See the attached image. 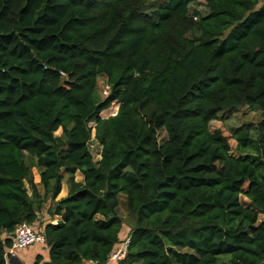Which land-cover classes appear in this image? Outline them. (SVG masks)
<instances>
[{
  "label": "trees",
  "instance_id": "trees-1",
  "mask_svg": "<svg viewBox=\"0 0 264 264\" xmlns=\"http://www.w3.org/2000/svg\"><path fill=\"white\" fill-rule=\"evenodd\" d=\"M47 203L45 264H264V0H0V264Z\"/></svg>",
  "mask_w": 264,
  "mask_h": 264
},
{
  "label": "rangeland",
  "instance_id": "rangeland-1",
  "mask_svg": "<svg viewBox=\"0 0 264 264\" xmlns=\"http://www.w3.org/2000/svg\"><path fill=\"white\" fill-rule=\"evenodd\" d=\"M198 8L202 9L203 7H202V5H198ZM108 89H109V85L106 81V78L103 75H100L97 79V90H98L99 94L101 96H105L108 92ZM257 119H258V114L254 113V112L247 111V109L242 107V108H239L238 111H236L235 113H233L231 115L223 116L218 121H212L210 123V129L211 130L220 129L228 137L231 147L234 148L235 141L231 137V133H230L231 130L236 128V127L245 126V125L251 126V128H252L253 124L256 122ZM157 138H158V141H163L166 138L165 131H163V130L159 131ZM89 147H90V150L92 151L93 158L98 159L100 148H99V145L96 143V141L93 137V132H92L91 140L89 141ZM232 153L234 154V152H232ZM75 179L78 181L81 180L80 175L78 173L75 174ZM67 184L68 183H66V179H64L63 187L65 190L66 189L68 190ZM61 195H62V192L59 194V196H61ZM47 205H48V203L46 205H44V209H42L41 211L38 212L37 222L34 225H32V227L37 232H39L41 230L42 224L48 219V215L46 213ZM124 222H125V224L123 226L120 238H122L123 235L128 231V229H129L128 226L131 223L128 218H124ZM33 246H35V245H33ZM33 246H31V248ZM29 248H27V249H29ZM221 264H226V260L224 258L221 259Z\"/></svg>",
  "mask_w": 264,
  "mask_h": 264
},
{
  "label": "built area",
  "instance_id": "built-area-1",
  "mask_svg": "<svg viewBox=\"0 0 264 264\" xmlns=\"http://www.w3.org/2000/svg\"><path fill=\"white\" fill-rule=\"evenodd\" d=\"M37 243H45V239L42 232H37L31 225L25 222L18 224L13 233L12 245L7 251V253L9 254L8 258L12 255L14 251H23ZM127 243L128 239H126L121 245L116 247L110 253V262H115L123 258ZM8 258L7 264H10V260H8Z\"/></svg>",
  "mask_w": 264,
  "mask_h": 264
},
{
  "label": "crops",
  "instance_id": "crops-1",
  "mask_svg": "<svg viewBox=\"0 0 264 264\" xmlns=\"http://www.w3.org/2000/svg\"><path fill=\"white\" fill-rule=\"evenodd\" d=\"M74 178H75V176H74ZM80 179H81V176H80ZM76 181H78V180H76ZM79 181H81V180H79ZM61 192H62V195L59 196L58 198L64 197L67 194V189L66 190L64 189L63 184H62ZM40 232H42V231L40 230ZM38 254L42 256V262L40 264H45L48 261V250H47L45 243H37L32 248L30 247L29 249H26L24 251H14L12 253V255L8 258V260H11V258L14 257V258L18 259L20 264H32L35 257ZM84 264H92V263L91 262H85Z\"/></svg>",
  "mask_w": 264,
  "mask_h": 264
},
{
  "label": "water",
  "instance_id": "water-1",
  "mask_svg": "<svg viewBox=\"0 0 264 264\" xmlns=\"http://www.w3.org/2000/svg\"><path fill=\"white\" fill-rule=\"evenodd\" d=\"M10 264H20V262L18 261V259L17 258H11V260H10Z\"/></svg>",
  "mask_w": 264,
  "mask_h": 264
}]
</instances>
